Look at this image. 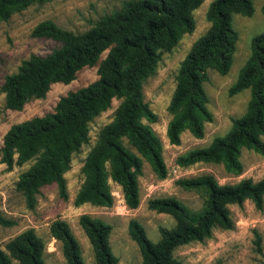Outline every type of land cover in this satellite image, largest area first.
Returning <instances> with one entry per match:
<instances>
[{"label": "trees", "instance_id": "16d2710c", "mask_svg": "<svg viewBox=\"0 0 264 264\" xmlns=\"http://www.w3.org/2000/svg\"><path fill=\"white\" fill-rule=\"evenodd\" d=\"M46 1L49 0H0V21H6L13 12L32 3ZM203 1L127 0L80 33L63 29L52 20H43L33 27L32 36L48 37L61 45L46 55H29L15 72L5 76L2 90L6 108L20 110L31 98L44 97L52 84L70 83L85 66L97 64L98 78L61 96L53 111L12 124L4 134L0 161L8 168L35 159L16 182L28 208L34 207L40 188L52 182L57 184L59 195L67 197L64 173L70 167L72 153L88 141L89 122L109 108L114 98L122 100L113 120L101 128L85 159L82 167L85 181L75 196V205L111 206L113 195L108 182L111 179L120 185L125 204L136 208L140 202L138 176L142 174V157L158 177L166 176L161 141L144 122H153L156 116L144 100L142 87L155 73L161 53L170 51L183 34L193 30V11ZM262 9L264 12V5ZM252 13V0L210 2L206 12L209 29L193 42L181 61L168 105L171 119L166 135L170 144H180L184 130L196 138L203 137L204 124L213 119L202 85L207 78L206 70L228 72L238 38L232 16ZM104 51L107 53L101 58ZM246 88L250 90V98L245 113L233 120L223 136L215 137L206 147L179 155L178 165L188 166L199 161L222 163L227 172L239 174L242 148L264 155L261 140L264 135V31L253 37L251 53L229 93ZM177 183L186 189L204 187L207 190L204 207L193 213L173 196L150 199L148 207L170 214L175 225L160 228V238L153 242L137 220H130L129 234L139 246L141 264H183L174 256L178 246L204 241L217 226L232 228L229 205H241L246 199L258 209L264 205V177L258 181L243 178L236 183L220 184L213 175L202 174L180 178ZM13 223L0 213V225ZM79 223L93 248L95 264H117L109 243L111 226L88 214H81ZM50 232L61 242L67 264H84L79 243L64 220L53 221ZM254 236L256 249L262 252L261 235L254 230ZM44 250L42 237L33 228H27L0 248V264H11L12 259L20 264H45Z\"/></svg>", "mask_w": 264, "mask_h": 264}, {"label": "rangeland", "instance_id": "374dc122", "mask_svg": "<svg viewBox=\"0 0 264 264\" xmlns=\"http://www.w3.org/2000/svg\"><path fill=\"white\" fill-rule=\"evenodd\" d=\"M125 1L127 0H49L32 3L25 9L13 12L6 21H0V147L4 134L12 124L53 111L61 96L98 78L97 64L85 66L70 83L52 84L44 97L31 98L20 110L6 108L5 93L2 90L5 76L15 72L21 61L29 55H46L61 45L48 37L32 36L33 27L43 20H52L63 29L75 33L84 32L103 15L119 9ZM211 1L204 0L193 11V30L183 34L170 51L161 53L155 73L146 79L142 87L144 100L156 116L155 121L144 122L151 126L161 141L166 176L158 177L151 164L142 157V174L138 176L140 202L136 208H129L125 204L120 185L111 179L108 180L113 195L111 206L91 203L75 205V196L85 181L82 171L85 159L95 145L101 128L113 120L122 100L114 98L109 108L89 122L88 141L72 153L70 167L64 173L66 198L59 195L57 184L52 182L40 188L34 207L28 208L22 192L16 188V182L35 159L12 168L0 161V213L14 221L10 226L0 225V248H4L8 240L23 230L33 228L45 242V264H67L61 242L50 232L52 222L61 219L69 225L77 239L84 264H95L93 248L79 223L80 215L88 214L111 226L109 243L118 259L117 264H141L139 246L129 234L130 220H137L153 242L160 238V228L175 225L173 216L148 207L150 199L173 196L193 213L204 207L207 190L204 187L186 189L177 183L178 179L211 174L220 184H231L243 178L258 181L264 177V155L252 149L242 148V171L239 174L227 172L222 163L199 161L180 166L176 162L179 155L206 147L215 137L223 136L231 128L233 120L245 113L250 98L249 88L235 94H230L229 88L251 53L253 37L264 31V0H252L253 13L250 16L233 14L232 24L238 38L228 72L220 74L213 68L206 70L207 78L202 85L213 119L204 124L203 137L196 138L188 130H184L180 135V144L173 145L166 135L171 119L168 105L176 87L180 63L193 42L209 29L210 22L206 18V12ZM106 53L104 51L101 58ZM261 140L264 142V135ZM125 144L132 147L126 141ZM133 151L136 152L135 149ZM228 207L233 220L232 228L217 226L204 241L178 246L174 250V256L183 264H264V205L262 209H258L250 199H246L241 205L231 204ZM254 230L261 235L262 252L256 249ZM11 264L20 263L12 259Z\"/></svg>", "mask_w": 264, "mask_h": 264}]
</instances>
